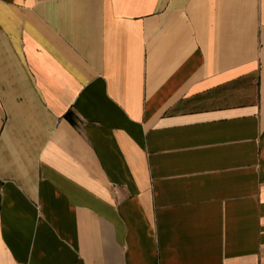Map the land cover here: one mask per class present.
<instances>
[{
  "label": "crops",
  "instance_id": "1",
  "mask_svg": "<svg viewBox=\"0 0 264 264\" xmlns=\"http://www.w3.org/2000/svg\"><path fill=\"white\" fill-rule=\"evenodd\" d=\"M0 264H264V0H0Z\"/></svg>",
  "mask_w": 264,
  "mask_h": 264
}]
</instances>
